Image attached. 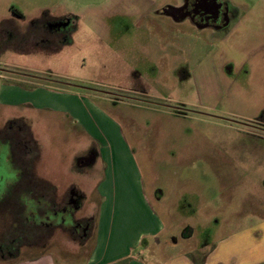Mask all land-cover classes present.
<instances>
[{
  "label": "rangeland",
  "instance_id": "374dc122",
  "mask_svg": "<svg viewBox=\"0 0 264 264\" xmlns=\"http://www.w3.org/2000/svg\"><path fill=\"white\" fill-rule=\"evenodd\" d=\"M152 1L179 0H0V22L26 26L46 12L52 27H62L61 37L50 36L57 46L45 50L37 36L17 48L11 35L0 37V129L9 121L23 129L8 169L16 171L9 182L24 187L3 185L10 194L3 204L14 203L17 214H1L0 223L32 225L19 228L32 244L20 257L49 253L81 264L88 255L96 234L82 240L106 199L99 186L108 168L89 127L95 123L114 125L110 140L120 148L110 202L139 209L129 224L144 219L146 206L163 226L140 261L264 264V6L237 29L201 32L186 21L180 26L191 35L183 38L161 18L160 30L150 28ZM169 32L183 41L170 42ZM37 86L89 99L94 118L81 110L78 120L48 100L13 102ZM2 230L8 243L10 231Z\"/></svg>",
  "mask_w": 264,
  "mask_h": 264
},
{
  "label": "crops",
  "instance_id": "0c3cea01",
  "mask_svg": "<svg viewBox=\"0 0 264 264\" xmlns=\"http://www.w3.org/2000/svg\"><path fill=\"white\" fill-rule=\"evenodd\" d=\"M183 1L184 0L175 1L172 5L177 6ZM222 1L229 8L228 19L218 28L212 29V27H208L205 30H217L221 32L224 29H228L232 26L237 29L238 26L236 27V25L238 23H242L243 19L246 18L255 7L257 8L259 5L264 6V0ZM152 3L154 7L151 9V12L155 11V15H157V17L152 19L148 18L150 21V28H153L154 30H160V22L156 21L155 19L161 18V23H163L164 27H167L170 30L174 29L172 28L173 26H176V28L178 27L176 30H179V32L176 31V33L183 36V38L185 36L191 35L189 34L188 29L180 26L186 21L176 23L164 18L162 14L163 8L168 5H157L155 1H152ZM242 9L245 10L241 11ZM246 10L247 12H244ZM195 29L197 30L198 28L195 27ZM205 30H202V32ZM171 34L174 33H170V36L168 37L170 38V42L179 44L180 39H182L183 41V38L180 35L177 37H172ZM262 49H264V47ZM18 90L21 92L25 91V89ZM58 90L59 89L53 90L45 86L33 87L29 90H26V97H22L20 94V97L17 96L16 98H14L13 102L22 105L23 103L35 104L37 102L48 100L53 105H56L58 109L64 110L65 112L69 111L72 114L77 115L78 120L83 119L82 114L80 113L81 110L89 116V120L94 118L91 106L89 105V103L92 102L89 99H83V97H80V95H77L79 97H74L73 95H70L69 91ZM220 92L208 90L207 95H210V97L214 96L216 99L220 100L222 98ZM206 105L209 106L208 104ZM89 127L92 129L94 139H97L102 145L103 158L107 161L108 168L107 174L99 186L100 194L106 199L101 206V212L98 216L97 223H93L94 226L92 235H96L92 236V250L89 255L83 260V262H81V264H144L145 262L140 261L139 257L143 256L147 250L156 248V243L159 242L160 239L159 232L162 230L163 226L155 218L151 210H149L146 206H143V211L140 212V214L144 213L143 216L145 222H143L144 219L142 218V221L140 222H133V224H129L130 222L126 220L128 218V214H137L139 209L130 206V210H127L128 207H117L110 202V196L117 194V183L119 178L116 176V174L118 170H121V167L117 168L118 157L116 156V151H120V148L118 147V144H115V146H113L110 140V136H113L115 138L116 127L109 124L108 126L106 125V127H104V125L100 126L96 125L95 123L89 125ZM132 188L133 189H130L132 194L138 195L139 188L137 187V185L133 186ZM137 254L139 257L137 256ZM188 259L190 260V256H188ZM205 261L206 260H204V262H201V264H207V261ZM12 264L64 263L58 261L57 258L52 254L44 253L39 256L16 260V262H13Z\"/></svg>",
  "mask_w": 264,
  "mask_h": 264
},
{
  "label": "flooded vegetation",
  "instance_id": "af4514ba",
  "mask_svg": "<svg viewBox=\"0 0 264 264\" xmlns=\"http://www.w3.org/2000/svg\"><path fill=\"white\" fill-rule=\"evenodd\" d=\"M12 10H13V14L16 15L17 17L25 18L24 13L19 9L13 7ZM162 14L165 19L171 20L172 22L180 23L182 21H188L192 25L198 28L197 31L202 32V30H205L208 27H212V29H214L224 24L228 19L229 8L227 5L223 3L222 0H184L182 3L178 4L177 6L168 5L164 7ZM49 20L50 17H48V14L46 12H44L41 15V18L39 20L32 22L26 26H20L15 24L14 22L13 23L8 21L3 22L4 21L3 20L2 21L3 23L0 22V37H6L7 35H11L13 37L12 40L14 41V46L17 48V45L20 44L24 45V43H28L29 42L28 37H32V40H34L33 37L37 36L38 37L37 39L39 40L38 43L39 44L42 43L41 46L44 47L43 50H45L50 46V44H52V42H54V41L52 42L50 41L51 40L50 36L52 35V33L53 36L61 37L62 35L60 33L62 27L57 26V23L53 24L52 27L51 22ZM31 45L35 46V43L34 44L31 43L30 46ZM16 123L18 122L9 121L4 125V127H2V129H0V215L8 214L12 216L13 219L17 214L16 206L14 203L3 204V202L6 201L7 199L6 196H10L8 192L9 191L8 187L7 188L5 187L6 191L3 193L4 190L3 185L11 184L10 185L11 187H15L14 182L12 183L10 182L11 180L13 181L15 179L14 175L16 174V171H12V170L9 171L8 165H12L13 160L16 157V152H17L16 150L18 149V148L14 149L15 143L17 142L16 139H18L16 135H18V133L23 131V129L20 128V126L16 125ZM4 132H9V134L5 138L2 137V134ZM32 222L35 221L33 220ZM47 222L48 221L46 220L42 222V224H44V227H46L45 224H47ZM61 225L62 224L59 221V225L56 226H61ZM4 227L5 229H7V231L5 232L8 233V231H10L9 233L10 241L8 243L4 241L5 237L4 238L1 237L3 234L2 228ZM20 227L29 229L30 227H32V225L30 226V224H28L23 226L20 222L18 223L16 219L10 221V223L7 224L6 226H1L0 223V260L2 259L11 260V258H13V256L17 254L18 247L20 245H24V246L32 245L30 243L25 242V239H28L29 234L24 235L22 230H19ZM40 237H41L40 240L42 238L45 240L46 238L45 233L43 232ZM22 239H24V241L22 242V244H20L18 241L19 240L22 241Z\"/></svg>",
  "mask_w": 264,
  "mask_h": 264
},
{
  "label": "trees",
  "instance_id": "16d2710c",
  "mask_svg": "<svg viewBox=\"0 0 264 264\" xmlns=\"http://www.w3.org/2000/svg\"><path fill=\"white\" fill-rule=\"evenodd\" d=\"M27 127V126H26ZM27 130H28V132H30V134H31V131L27 128ZM35 145H36V143H35ZM37 146V145H36ZM33 168V167H32ZM30 173H31V175H33V176H30V178L29 179H27V181H29V182H34V180L36 179V178H38V177H36V175H35V171L34 170H32V171H30ZM27 184H28V182H27ZM28 185H30V184H28ZM16 187L15 188H17V190L18 189H22V188H24V187H19L18 185H15ZM23 190V189H22ZM76 211V210H75ZM86 220H88V219H84V221H86ZM88 222V229L87 230H89V232L85 235V237L83 238V240H82V242L85 244V243H88V240H89V238H91V236H92V231H93V223H91L90 221H87ZM83 226H84V229H86V227L87 226H85L84 224H83ZM81 242V243H82ZM24 245H20L19 247H18V251H17V254L15 255V256H13V258H11V260L13 261V262H16V260H20V259H24V258H22V257H20V253H21V248L23 247ZM91 250H92V243L90 244V248H89V252H88V255H89V253L91 252ZM44 254V253H43ZM41 255V254H40ZM87 255V256H88ZM35 256H39V255H35ZM35 256H32V257H35ZM86 256V257H87ZM30 258V257H29ZM2 261H6V259H2ZM12 262V263H13ZM12 263H10V264H12Z\"/></svg>",
  "mask_w": 264,
  "mask_h": 264
}]
</instances>
